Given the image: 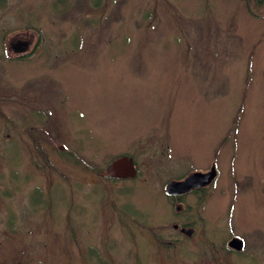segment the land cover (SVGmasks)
<instances>
[{"label":"rangeland","instance_id":"1","mask_svg":"<svg viewBox=\"0 0 264 264\" xmlns=\"http://www.w3.org/2000/svg\"><path fill=\"white\" fill-rule=\"evenodd\" d=\"M0 264H264V0L0 2Z\"/></svg>","mask_w":264,"mask_h":264},{"label":"water","instance_id":"2","mask_svg":"<svg viewBox=\"0 0 264 264\" xmlns=\"http://www.w3.org/2000/svg\"><path fill=\"white\" fill-rule=\"evenodd\" d=\"M61 145L60 148H64ZM103 175L113 176L117 178L133 177L137 173L136 164L132 156L121 155L114 159L107 169L101 171ZM217 169L215 165L209 171H193L183 179H174L165 185V192L169 195L182 194L190 191L193 187L203 186L212 181L216 176ZM177 225H175L176 227ZM192 228L187 229L188 233L192 232ZM229 246L235 249H241L244 245V239L233 236L228 241Z\"/></svg>","mask_w":264,"mask_h":264},{"label":"flooded vegetation","instance_id":"3","mask_svg":"<svg viewBox=\"0 0 264 264\" xmlns=\"http://www.w3.org/2000/svg\"><path fill=\"white\" fill-rule=\"evenodd\" d=\"M28 42H23V41H19L16 45H15V48L16 49H25V48H28ZM27 51V50H26ZM26 51H23V54H25L26 53ZM136 164V163H135ZM213 164H215V163H213ZM212 164V165H213ZM201 171H203V172H206V171H208V170H201ZM218 171V170H217ZM217 174H218V172H217ZM217 174H216V177H214L213 179H212V181L211 182H209V183H207V184H205V185H203V186H199V187H193L190 191H188V192H185V193H182V194H175V195H169L170 197L172 196L174 199H176V201H178L177 202V204H179L180 203V201H181V199L183 198V196L184 195H187V194H193V193H196V194H200V193H202V192H205V190L207 189V188H209V186H211V185H213L214 183H215V180H216V178H217ZM181 204V203H180ZM190 225V223H188V222H185V225H182V226H180V230L182 231V232H187L186 230V228H192L193 229V231H194V228L193 227H191V226H189ZM186 227V228H185ZM178 228H179V226H178ZM243 246H245V245H243Z\"/></svg>","mask_w":264,"mask_h":264},{"label":"trees","instance_id":"4","mask_svg":"<svg viewBox=\"0 0 264 264\" xmlns=\"http://www.w3.org/2000/svg\"><path fill=\"white\" fill-rule=\"evenodd\" d=\"M2 1H4V0H0V2H2ZM71 153V156H72V158L74 159V161L75 162H78V159H80V157L77 155V154H75L74 152H70ZM73 154V155H72ZM80 162V161H79ZM78 162V163H79ZM84 163V162H83Z\"/></svg>","mask_w":264,"mask_h":264}]
</instances>
